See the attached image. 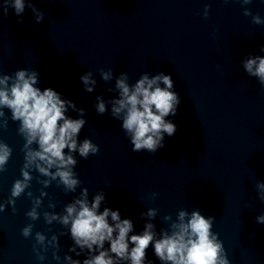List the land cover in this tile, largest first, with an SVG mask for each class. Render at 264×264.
Here are the masks:
<instances>
[{"label": "clouds", "instance_id": "1", "mask_svg": "<svg viewBox=\"0 0 264 264\" xmlns=\"http://www.w3.org/2000/svg\"><path fill=\"white\" fill-rule=\"evenodd\" d=\"M228 2L229 0H224L225 4ZM251 2L252 0H243V4ZM9 7L21 17L25 11L26 0H3L0 9L3 10L4 16H7ZM27 7L32 9L36 23L44 19V14L36 8L32 0H27ZM208 8L209 6L205 5V18L208 17ZM244 15L251 13L245 10ZM17 22L23 23L22 19ZM253 23L264 22L257 14L253 17ZM260 51L264 52V45ZM242 63L244 70L250 76L257 77L264 87V56L249 55ZM101 76L103 80L108 81L112 78V72L101 69ZM38 78L37 71L28 69L17 70L14 76L0 75V117L4 116L2 109L11 111V119L19 122V133L26 141L22 151L27 149L24 155L25 163L21 168L23 180L14 181L12 198L19 197L25 188L29 187L31 176L25 169L32 165H35L39 173L51 177L52 180L58 177L66 192H74L80 180L75 178L73 167L77 161L71 153L78 152L82 158L87 159L89 154L96 155L100 150L99 146L88 138L78 143L79 134L86 124L83 118L85 109H77L72 100L62 99L61 93L51 87L43 90L36 87ZM80 80L86 92L94 91L97 82L92 78L91 72L80 76ZM115 89L118 90L119 98L105 101L102 96L96 97L94 107L97 114L104 115L108 111V105H111L110 115L121 121V128L129 138L133 152L147 151L155 154L164 148L165 135L172 137L177 130L176 125L167 117L177 114L181 102L179 94L173 90L172 76L161 72L150 78L145 73L130 86L127 74L121 73L116 79ZM69 108L77 111L81 118H70L67 115ZM2 127L7 128L6 120ZM34 142L38 145L37 150L29 147ZM11 154L12 149L0 141V173L6 171ZM53 168L56 169L54 173L51 171ZM43 183L47 186L49 181L45 180ZM257 188L260 191V200L264 202V183L258 182ZM155 195L156 193H153V196ZM12 198L8 203L15 205ZM104 201L105 194L100 192L89 202L88 189L85 188L80 198L65 207V215H49L47 212L44 214L47 223L58 220L68 227L73 241V245L68 249L70 253L80 257L87 250V255L82 261L66 255L64 259L69 264H120V261L127 264H152L151 260H147V250L150 246L162 264H229L223 244L218 239L219 234L212 232L214 217H205L200 210L192 211L189 216L187 211L181 210L178 222L171 225L170 233L162 230L157 238L155 226L147 223L142 233L130 235L133 232L132 220L121 219L119 209L105 207L100 211ZM39 204L40 201L36 200L32 210L26 214L33 220L38 218L36 207ZM3 210V205H0V211ZM16 211L13 207V213ZM145 215L153 219L156 210L149 209L147 213H141L142 217ZM169 219L171 217H165V220ZM256 222L264 224V214L257 216ZM31 231L32 225H28L22 230V235L28 237ZM44 239L42 234L36 233L38 243L42 244ZM56 240L54 236L50 243ZM37 258L43 259L42 256ZM55 259L59 260L60 257L55 256Z\"/></svg>", "mask_w": 264, "mask_h": 264}]
</instances>
